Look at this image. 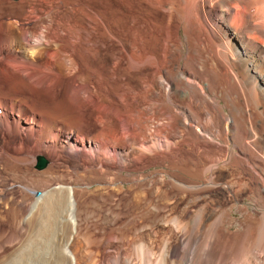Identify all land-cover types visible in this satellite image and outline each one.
<instances>
[{"label":"bare ground","instance_id":"obj_1","mask_svg":"<svg viewBox=\"0 0 264 264\" xmlns=\"http://www.w3.org/2000/svg\"><path fill=\"white\" fill-rule=\"evenodd\" d=\"M242 1L0 0V264L50 225L55 264H264V211L241 207L249 246L207 226L264 199V0Z\"/></svg>","mask_w":264,"mask_h":264},{"label":"rangeland","instance_id":"obj_2","mask_svg":"<svg viewBox=\"0 0 264 264\" xmlns=\"http://www.w3.org/2000/svg\"><path fill=\"white\" fill-rule=\"evenodd\" d=\"M257 1H261V0H243L242 5L243 6H249V4H252V3L257 2ZM245 11H246V8L242 9V12H245ZM252 13H254V11H252ZM256 18H258V17H256ZM258 19L260 20L261 18L259 17ZM29 103H32V101L29 100ZM2 112H3V107L2 108L0 107V114ZM12 117H14V116H12ZM90 128L91 127L84 126V130L87 132H90V130H92ZM75 139H81V138L80 137L78 138L77 136H75ZM82 146H83V144L80 145V147H82ZM83 152H85V151H83ZM39 156L46 157L49 160L48 165L51 163V159L48 156H46L45 154H42V153H37V161H36V164L34 165V169H37V170H40L37 167V162H38ZM164 169H165V167L156 165V166H151V167L145 169V171H143V172L148 174L153 170L159 171V170H164ZM61 172H64L63 168H61ZM160 175H164V177L169 178V176L167 174H165V172H161ZM244 175H246V173H244ZM129 184H130L129 182L126 183V186L128 187ZM2 185H3V179H1V177H0V189L3 187ZM97 186H98V184L95 183V184H92L90 186V188L94 189ZM244 189L243 188L240 189L241 193H240V197H239V201H238V206H236L237 208L234 207L231 209V211L229 213H225V214H213L212 213L210 220L208 221L207 226H209L210 222H214V221L218 220L220 217H223V222L220 223V221H219L218 226L221 227L222 230H225L226 228H228V229H231V231L235 232V234H233L231 236V243H234L235 241H241L243 244L244 243L248 244V245L244 244L245 246H249V244L252 242L251 240H253V238L251 236L249 238V236H248V238H249L248 239L247 236L243 233L246 229L247 223H246V219H245L246 210H242L241 207H247L249 209V211H251L252 213H257V214L261 215V213L264 211V199L258 198L251 190H249V189L247 190L246 188H244ZM38 193H40V191L37 192V194ZM251 193H253V194H251ZM260 204H262V206H260ZM103 207L105 209L107 206L103 205ZM91 208L97 209L98 207L96 205H92ZM51 226L52 225H50L51 229L48 227L49 229L47 228V230H45V232H43L45 234L44 235L42 234L43 236L41 235L42 236L41 239L40 238L39 239L38 238L32 239L31 240L32 242H30V243L28 242V244L24 243L25 245L23 247H21V249L23 248V250L20 254H18L17 258H15V260H14L15 262L12 261V259H11V260H9L10 262H8L6 264H55L54 262L58 256V253H57L58 247L60 246L61 243H63L65 241L64 240L65 237H64L63 232L61 231L60 228H58V227L56 228V226H54V225L52 227ZM207 229H208V227L205 229V232H203V233H206ZM143 232H142V234H143ZM204 235H206V234H204ZM141 239H145V238H141ZM244 240H245V242H244ZM146 241H148V240H146ZM21 242L23 243V241H21ZM20 244H18V245H20ZM130 247H132V246H130L128 244L124 245V249H126V251L128 253H130V255H131V261L133 262V264H140V260H139L140 258H139V255L137 254L138 252L135 249L132 250ZM253 247H251V249L250 248L248 249V252L249 251L252 252V253L249 252L248 254L251 256L257 257V258L259 257L260 259H264V250H263L264 244H262V246L260 244H257L255 246V248H253ZM252 248L254 249L253 251H252ZM116 250L117 249L115 246H111V247L109 246V248L105 249L104 253L105 254H107V253L115 254L117 252ZM18 257H19V259H18Z\"/></svg>","mask_w":264,"mask_h":264},{"label":"water","instance_id":"obj_3","mask_svg":"<svg viewBox=\"0 0 264 264\" xmlns=\"http://www.w3.org/2000/svg\"><path fill=\"white\" fill-rule=\"evenodd\" d=\"M47 159L44 156H39L37 166L44 167L47 164Z\"/></svg>","mask_w":264,"mask_h":264}]
</instances>
